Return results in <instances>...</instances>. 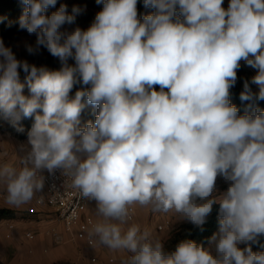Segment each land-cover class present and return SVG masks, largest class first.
I'll use <instances>...</instances> for the list:
<instances>
[{"label":"clouds","instance_id":"obj_1","mask_svg":"<svg viewBox=\"0 0 264 264\" xmlns=\"http://www.w3.org/2000/svg\"><path fill=\"white\" fill-rule=\"evenodd\" d=\"M21 3L19 29L36 37L27 52L43 46L61 67L18 60L0 39V112L18 131L35 114L19 167L0 163L5 202L30 203L43 173L59 171L63 186L95 201L88 238L127 253L120 264H264L252 249L264 236V110L255 106L264 100V0H143L154 11L142 19L138 0H96L90 27L72 31L61 29L80 7L47 15L57 0ZM241 61L257 70L258 87L244 81L240 100L252 103L243 115L230 100ZM77 83L90 87L70 98ZM86 106L95 120L81 126ZM217 204L207 248L183 240L168 251L151 228L129 224L138 206L202 227Z\"/></svg>","mask_w":264,"mask_h":264},{"label":"crops","instance_id":"obj_2","mask_svg":"<svg viewBox=\"0 0 264 264\" xmlns=\"http://www.w3.org/2000/svg\"><path fill=\"white\" fill-rule=\"evenodd\" d=\"M243 66L251 77L256 75L257 71L244 62ZM27 141L28 137L18 139L8 132H0V163L19 167V157L30 147ZM21 145L25 151H21ZM46 194L45 186L43 192L38 193L30 203L14 208L5 202L6 191L0 185V208H10L16 212L14 218L0 221V260L4 264H120L121 259L127 256L123 251L113 252L102 245L89 246L85 240L77 238V226L71 231L67 230L52 206L38 202ZM86 216H91L94 222L100 219L95 215V201L89 202L83 219ZM186 222L174 213L153 214L149 209L137 206L129 224L151 228L153 235L163 239L165 246L173 233ZM28 232H33L35 236L30 238ZM92 257H96L97 261L93 262Z\"/></svg>","mask_w":264,"mask_h":264},{"label":"trees","instance_id":"obj_3","mask_svg":"<svg viewBox=\"0 0 264 264\" xmlns=\"http://www.w3.org/2000/svg\"><path fill=\"white\" fill-rule=\"evenodd\" d=\"M61 4L67 5L69 14H71L73 6H77L82 9V12L77 15L75 23L71 25H64L66 27H81L85 25H91L95 19L96 14L101 11L103 7L102 4H97L96 0H57L56 6L49 7L46 14L51 15L52 12L59 9ZM228 4L229 2L227 0H224L222 6L224 8H227ZM24 7L25 6L21 3V0H0V39L9 37L20 30L18 21L23 13ZM137 9L138 16L141 19L144 15L154 11L151 8H146L144 6L143 0H138ZM29 64H33L38 68L43 66L48 68L49 70H59L61 67L59 59L53 57L51 54H45L36 61ZM18 71L20 73L21 83H25L23 92L25 95H29L30 93L25 80L27 74L22 69H19ZM251 78L252 77L248 74V72L241 66L237 70V82L235 86L230 90L231 103L238 108L240 115H243L247 106L252 103L250 101L240 100V93L243 91L244 81L247 80L250 83ZM88 87H90V85L85 86L82 83L75 84L69 94L70 98H74L76 91L86 90ZM250 87L252 88L253 92H258V90H256V85L250 83ZM156 88L157 90H159L158 86H156ZM255 106L259 107L261 110H264V100H257L255 102ZM38 112L42 114L41 110H38ZM95 114L96 110L92 106H86L80 116L81 126L86 124L88 121L94 122ZM34 117L35 114L32 117H22L19 121L18 126L21 127L23 131H18L17 127H14L8 120H6L3 117L2 112H0V131L8 132L13 137H16L18 139H25L28 137V133L34 125ZM218 213L219 205L217 204L213 206L211 214L207 217L206 222L202 227L194 226L189 222L182 224L166 242L165 249L168 251L174 250L176 245L183 240H191L198 245H203L204 247H206L209 238L218 230ZM15 216L16 212L14 210L10 208H0V221L4 219L14 218ZM252 249L254 252L264 251V236L259 238L258 243L253 244ZM0 264L4 263L0 260Z\"/></svg>","mask_w":264,"mask_h":264},{"label":"built area","instance_id":"obj_4","mask_svg":"<svg viewBox=\"0 0 264 264\" xmlns=\"http://www.w3.org/2000/svg\"><path fill=\"white\" fill-rule=\"evenodd\" d=\"M43 175L46 177L47 194L45 197L39 198L38 202L52 206L58 218L64 222L67 230L71 231L77 226L76 237L85 240L89 246H93L94 244L88 238V230L95 223L94 219L91 216H86L83 219L90 201L81 199L79 194L67 184L63 186L64 178L59 171L51 176L45 171ZM162 227L159 226V228ZM46 233L49 234L50 232ZM27 236L33 238L35 235L33 232H28ZM92 261L96 262L97 258L92 257ZM110 261L114 262V259Z\"/></svg>","mask_w":264,"mask_h":264},{"label":"rangeland","instance_id":"obj_5","mask_svg":"<svg viewBox=\"0 0 264 264\" xmlns=\"http://www.w3.org/2000/svg\"><path fill=\"white\" fill-rule=\"evenodd\" d=\"M227 1L229 2V0H227ZM88 27H90V25L81 26L80 28L83 30H86ZM74 28H76V27L63 26L61 31H72V30H74ZM1 39L3 40L6 47H10L12 49L13 53L15 54V56L18 60H26L28 63H32V62L36 61L37 59H39L41 56H43L45 54H50L48 52V50L46 48H44L43 46H41L39 48V51L36 52L35 54H29L26 50V45H33L34 46L36 37L34 34H32V35L28 34L26 30H19L15 34H13L9 37H6V38H1ZM68 62L70 64H73V65L75 64V61L72 59H69ZM241 66L245 69V67L243 66V61H241ZM254 71H257V70L254 69ZM248 74H249V72H248ZM256 90H258L257 86H256ZM227 187H228V183L225 182L223 177H218L217 182H216V188H217L218 192L222 193V192L226 191ZM252 246H253V244H252ZM243 247H245V245H243L241 248H243ZM60 264H70V263L61 262Z\"/></svg>","mask_w":264,"mask_h":264}]
</instances>
